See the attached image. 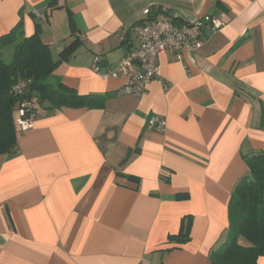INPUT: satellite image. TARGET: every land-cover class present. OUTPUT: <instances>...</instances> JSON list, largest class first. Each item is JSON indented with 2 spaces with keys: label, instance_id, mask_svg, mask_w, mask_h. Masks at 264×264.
I'll list each match as a JSON object with an SVG mask.
<instances>
[{
  "label": "crops",
  "instance_id": "1",
  "mask_svg": "<svg viewBox=\"0 0 264 264\" xmlns=\"http://www.w3.org/2000/svg\"><path fill=\"white\" fill-rule=\"evenodd\" d=\"M48 2L0 0V37L21 22L28 38L38 25L54 61L78 41L46 83L108 98L99 110L38 106L18 153L0 155V264H211L249 173L243 156L264 152V0ZM146 9L222 26L181 60L160 55L161 81L141 97H115L125 80L102 79L92 60L115 68L136 47L131 28ZM152 117L164 132L147 128ZM186 217L189 240L170 241Z\"/></svg>",
  "mask_w": 264,
  "mask_h": 264
},
{
  "label": "trees",
  "instance_id": "2",
  "mask_svg": "<svg viewBox=\"0 0 264 264\" xmlns=\"http://www.w3.org/2000/svg\"><path fill=\"white\" fill-rule=\"evenodd\" d=\"M60 1L49 0L47 8H57ZM9 46L13 47L12 56L10 62L5 63L2 53ZM79 46L78 41L71 42L54 61L48 45L40 38L38 25L28 38L23 36L21 22L0 37V155L18 153L19 111L22 104L32 99H36L37 106L46 103L51 110L103 109L107 95H79L62 84L52 87L46 83L57 66L69 59ZM259 106V126L264 129V103L260 101ZM243 159L249 173L232 191L228 202L227 234L222 244L211 253V264H256L257 259L264 256V152L249 153ZM184 197L178 196V199ZM191 225V217L184 218L178 235L174 239L170 237V241L180 245L186 243Z\"/></svg>",
  "mask_w": 264,
  "mask_h": 264
},
{
  "label": "built area",
  "instance_id": "3",
  "mask_svg": "<svg viewBox=\"0 0 264 264\" xmlns=\"http://www.w3.org/2000/svg\"><path fill=\"white\" fill-rule=\"evenodd\" d=\"M143 15L146 19L138 21L131 28L136 38V47L115 68L101 71L102 59L95 56L92 60L93 73L102 79L125 80L124 85L115 91V97H141L152 81H161L158 65L160 55L172 51L176 59L181 60V52L193 53L203 47L206 29L216 31L222 26V22L214 17L184 21L165 9L154 14L146 9ZM17 89L20 91V86ZM36 106V99L22 104L17 119V129L21 133L33 127ZM165 127L166 123L160 117H152L147 122V128L152 131L164 132Z\"/></svg>",
  "mask_w": 264,
  "mask_h": 264
},
{
  "label": "rangeland",
  "instance_id": "4",
  "mask_svg": "<svg viewBox=\"0 0 264 264\" xmlns=\"http://www.w3.org/2000/svg\"><path fill=\"white\" fill-rule=\"evenodd\" d=\"M12 49L13 47L12 46H9V47H6L4 50H3V53H2V59L5 63H9L10 60H11V56H12ZM55 87V86H54ZM38 106H36L35 108L37 109ZM36 109H34V116H35V111ZM32 129V128H31ZM242 243L244 242L243 240H241Z\"/></svg>",
  "mask_w": 264,
  "mask_h": 264
}]
</instances>
